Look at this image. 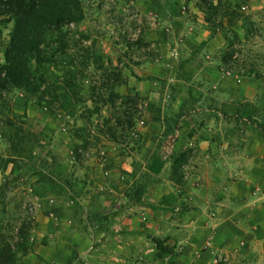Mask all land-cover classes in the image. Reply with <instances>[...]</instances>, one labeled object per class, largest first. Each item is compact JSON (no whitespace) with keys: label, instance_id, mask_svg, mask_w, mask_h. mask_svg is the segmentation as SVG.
Segmentation results:
<instances>
[{"label":"rangeland","instance_id":"obj_1","mask_svg":"<svg viewBox=\"0 0 264 264\" xmlns=\"http://www.w3.org/2000/svg\"><path fill=\"white\" fill-rule=\"evenodd\" d=\"M229 1L246 6L233 30L244 58L264 76V0ZM186 6L180 24L160 26L156 6L143 0H85V21L71 27L131 66L119 92L132 89L145 101L139 147L110 143L77 160L73 122L33 103L27 143L13 163L12 131H0V185L18 186L8 196L33 209V249L23 264H264V81L220 67L227 30L218 33L219 51L197 45L198 21ZM11 28L0 24V63ZM140 29L156 61L145 62L148 49L128 44ZM212 64L219 81L214 72L202 75ZM140 186L143 205L132 203ZM149 235L173 236L176 254L158 260Z\"/></svg>","mask_w":264,"mask_h":264},{"label":"trees","instance_id":"obj_2","mask_svg":"<svg viewBox=\"0 0 264 264\" xmlns=\"http://www.w3.org/2000/svg\"><path fill=\"white\" fill-rule=\"evenodd\" d=\"M199 2L198 8L213 36L227 30L225 47L218 58L220 67L229 75L264 81L257 65L244 58V41L233 30L245 16L244 3ZM185 11L189 13L188 6ZM85 19V0H0V24L4 28L12 24L3 50L4 61L0 63V131H12L8 163L21 157L27 143L29 103L51 116L63 114L67 126L73 122L71 128L79 141L73 152L77 160L84 158L87 151H101L110 143L140 146L136 127L143 117L145 101L132 89L125 94L119 92L128 85L125 72L132 68L123 64L122 57L115 60L98 49L94 41L88 44L91 39L84 32L71 30ZM145 32L140 29L136 40L128 44L148 49L145 62L156 61L159 55L150 50L153 44L144 40ZM10 184L0 185V264H23L22 259L33 249V209L8 196L19 189L15 186L8 191ZM144 193L145 187L140 186L132 203L143 205ZM9 204H15L14 208L7 210ZM119 214H111L108 221ZM149 239L158 260L176 254L178 244L173 237L149 235Z\"/></svg>","mask_w":264,"mask_h":264},{"label":"crops","instance_id":"obj_3","mask_svg":"<svg viewBox=\"0 0 264 264\" xmlns=\"http://www.w3.org/2000/svg\"><path fill=\"white\" fill-rule=\"evenodd\" d=\"M143 2L154 4V6H156L155 9L160 14V16H159L160 26H161V23L162 24L163 23L164 24L171 23L172 25H176V26L178 24H180V13H182L181 10L183 7H185L188 4L189 8L192 9V12L194 13V15L198 21V23H195L196 24V26H195V41H196L197 45L202 46L203 44H205L209 48H212V47L216 48L217 51H219L222 47H224L222 39L220 38L221 36L219 34L213 36L212 32L210 33L209 28H207L203 23L202 12L199 10L198 7L191 8L190 7L191 3L189 1H187V0H143ZM210 73L215 74V76L211 75L212 81H219L220 80V75L216 69V66H214L213 64L207 66L205 69L202 70V75H204V76L209 75ZM227 92H228V90L225 89L226 94H227ZM240 95L241 94L239 93V96ZM86 171L89 172L90 168H87ZM96 201L97 200L93 199V203L95 205L97 204ZM117 212H120V214L113 217L111 222L108 221V223L105 226H103V230L105 232L109 233L111 231L112 225L114 224V222H113L114 218H119L122 216V210L117 211ZM114 213H116V212H114ZM159 236L166 237V236H170V235H159ZM170 237H173V236H170ZM177 244H178V242H177ZM151 248L153 251H155L152 242H151ZM155 253H156V251H155ZM166 258H168V257H166ZM166 258H164V259H166Z\"/></svg>","mask_w":264,"mask_h":264}]
</instances>
